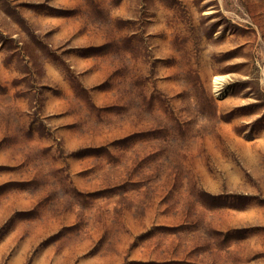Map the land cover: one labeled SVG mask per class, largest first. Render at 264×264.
Here are the masks:
<instances>
[{
	"label": "rangeland",
	"instance_id": "1",
	"mask_svg": "<svg viewBox=\"0 0 264 264\" xmlns=\"http://www.w3.org/2000/svg\"><path fill=\"white\" fill-rule=\"evenodd\" d=\"M0 264H264V0H0Z\"/></svg>",
	"mask_w": 264,
	"mask_h": 264
}]
</instances>
